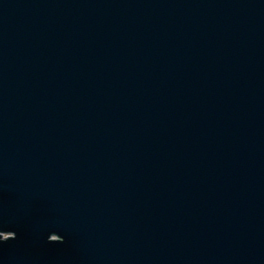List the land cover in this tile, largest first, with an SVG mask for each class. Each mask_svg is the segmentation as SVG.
Segmentation results:
<instances>
[{
  "label": "water",
  "instance_id": "95a60500",
  "mask_svg": "<svg viewBox=\"0 0 264 264\" xmlns=\"http://www.w3.org/2000/svg\"><path fill=\"white\" fill-rule=\"evenodd\" d=\"M0 264H264V0H0Z\"/></svg>",
  "mask_w": 264,
  "mask_h": 264
},
{
  "label": "bare ground",
  "instance_id": "6f19581e",
  "mask_svg": "<svg viewBox=\"0 0 264 264\" xmlns=\"http://www.w3.org/2000/svg\"><path fill=\"white\" fill-rule=\"evenodd\" d=\"M12 236L13 235V233H11V232H1V236H2V238H6V237H8V236ZM54 238H56V237H54Z\"/></svg>",
  "mask_w": 264,
  "mask_h": 264
}]
</instances>
